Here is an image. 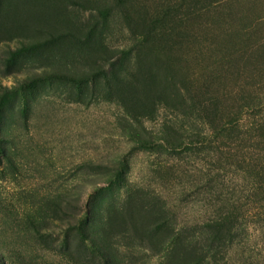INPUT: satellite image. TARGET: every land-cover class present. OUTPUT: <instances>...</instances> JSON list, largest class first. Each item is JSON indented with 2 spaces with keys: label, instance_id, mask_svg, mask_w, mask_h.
<instances>
[{
  "label": "rangeland",
  "instance_id": "374dc122",
  "mask_svg": "<svg viewBox=\"0 0 264 264\" xmlns=\"http://www.w3.org/2000/svg\"><path fill=\"white\" fill-rule=\"evenodd\" d=\"M202 259L264 264V0H0V264Z\"/></svg>",
  "mask_w": 264,
  "mask_h": 264
},
{
  "label": "trees",
  "instance_id": "16d2710c",
  "mask_svg": "<svg viewBox=\"0 0 264 264\" xmlns=\"http://www.w3.org/2000/svg\"><path fill=\"white\" fill-rule=\"evenodd\" d=\"M236 223L237 221H235V216L218 218L217 220H215L212 226V230L214 231L213 232V236H214L213 242L215 243V245L214 247L213 245H211L212 248H210L208 245L206 247L210 249V251L212 250L217 253H222L221 244L224 240L231 241L234 238L233 234L236 232V229H237ZM202 262L206 264L205 260L203 259H202Z\"/></svg>",
  "mask_w": 264,
  "mask_h": 264
}]
</instances>
